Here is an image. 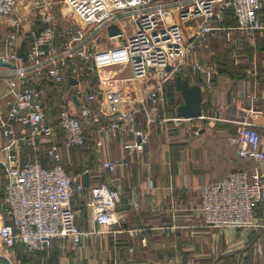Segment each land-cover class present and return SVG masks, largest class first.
I'll return each instance as SVG.
<instances>
[{
	"label": "built area",
	"instance_id": "1",
	"mask_svg": "<svg viewBox=\"0 0 264 264\" xmlns=\"http://www.w3.org/2000/svg\"><path fill=\"white\" fill-rule=\"evenodd\" d=\"M57 3H61L58 9ZM173 8L181 23L193 25L189 37L181 23L166 24ZM227 13L235 18L234 27L214 24ZM58 14L70 24L60 26ZM263 15V0H0V32L3 24L8 27L0 33V59L14 64L0 106V140L6 149V184L0 199L6 221L0 224V242L9 248L22 244L36 255L57 238L67 237L78 245L90 233L100 231L96 226L118 221L119 188L102 182L90 189L94 226L84 230L76 224L72 198L83 191L80 178L91 170L83 167L69 172L61 163V149L84 144L85 124H93L98 137H130L127 147H140L146 136L136 127L139 113L148 125L161 127L166 138L179 132L200 136L201 120L235 124L237 154L251 159L253 169L238 168L201 185L200 211L207 226L220 230L264 226L256 214L264 210V146L257 130L264 124L254 119L256 109L221 114L218 106L213 114L201 111L197 118L182 117L173 110L164 87L175 71L182 75L189 66L200 76L201 88L215 96L214 69L195 58L197 51L219 30H226L227 35L231 29L262 31ZM112 24L119 34L108 35ZM23 33L28 45L22 52L19 38ZM101 35L118 41L98 47ZM112 65L128 66L131 93L118 86H92L90 76ZM69 77L76 82L65 85ZM67 85L71 90L66 93ZM50 96L61 102L59 113L49 122L46 102ZM40 142L48 143L47 165L36 156ZM25 149L29 152L22 160ZM116 165L103 160L99 167L112 171Z\"/></svg>",
	"mask_w": 264,
	"mask_h": 264
},
{
	"label": "crops",
	"instance_id": "2",
	"mask_svg": "<svg viewBox=\"0 0 264 264\" xmlns=\"http://www.w3.org/2000/svg\"><path fill=\"white\" fill-rule=\"evenodd\" d=\"M27 17L26 25H29L31 19ZM226 17L225 14L224 19ZM223 20L214 24L219 27L235 26L230 16L226 20L229 23ZM169 22L181 23L174 8L166 24ZM181 25L185 36L189 37L193 25ZM1 27L0 33L8 30L4 24ZM58 38V42H61V38ZM19 43L23 52L28 45L26 33L20 35ZM195 58L211 66L215 72V96H210L201 88L203 113L213 114L218 106L221 114L234 110L242 114V110L249 113V110L256 109L254 119L264 124V29L255 32L231 29L229 35L226 30H219L200 46ZM123 67L128 69V66ZM10 68L0 64V106L4 105L7 96L6 78ZM220 68L234 70V76L220 73ZM241 69L244 73L242 76L238 75ZM182 75L190 84L201 86L200 76L191 67L188 66ZM128 77L105 79L100 71L90 76V82L92 86L100 85L104 89L118 86L123 92L131 93ZM170 82L174 85V79ZM170 88L176 107L183 100L174 86ZM65 89L71 90L68 85ZM50 100L58 103L57 112L53 114L55 118L61 100L53 96L47 99ZM137 118L136 127L143 130L146 136L140 147L129 149L127 144L131 141L130 137L101 138L92 129H87L88 140L84 146L61 149V163L69 172L83 167L91 170L80 178L83 191L72 198L77 210L76 224L84 230L94 226L89 204L90 189L102 182L119 188L120 201L115 209L121 218L112 225L96 226L100 231L90 233L78 245H73L67 237L57 238L48 249L33 254L32 260L22 263L264 264V226L220 230L207 226L200 211V186L220 179L237 163H247L236 161L237 134L223 132L227 129L226 124L232 123L201 120L198 122L204 129L200 136L191 137L179 132L166 138L162 135L161 127L145 122L142 113ZM261 127L264 146V125ZM209 130H213V133H208ZM47 146L48 143L40 142L36 153L43 165L49 163L45 155ZM28 152L27 149L23 150L22 160H25ZM5 156L6 149L1 139L0 199L6 184ZM103 160L116 162L115 169L100 168ZM257 218L264 224V210L258 211ZM5 221L6 208L0 206V224ZM16 257L20 261V257Z\"/></svg>",
	"mask_w": 264,
	"mask_h": 264
},
{
	"label": "water",
	"instance_id": "3",
	"mask_svg": "<svg viewBox=\"0 0 264 264\" xmlns=\"http://www.w3.org/2000/svg\"><path fill=\"white\" fill-rule=\"evenodd\" d=\"M107 33L110 36H114L120 33L118 27L114 24L109 25L107 28ZM18 55V52H17ZM1 65H6L9 67H14L12 63L2 62ZM167 71H171L170 66H166ZM174 87L180 93L183 102L179 104L175 112L177 115L187 118H197L201 115V102H202V92L201 86L199 84H190L189 80L182 76L179 71L173 73ZM69 83H75L76 80L72 77L68 79ZM39 89V86H36ZM141 141V137H137V142ZM0 264H11L9 259L0 253Z\"/></svg>",
	"mask_w": 264,
	"mask_h": 264
},
{
	"label": "rangeland",
	"instance_id": "4",
	"mask_svg": "<svg viewBox=\"0 0 264 264\" xmlns=\"http://www.w3.org/2000/svg\"><path fill=\"white\" fill-rule=\"evenodd\" d=\"M165 1L168 2V1H171V0H165ZM60 5H61V3H57L56 4V9H58ZM263 14H264V0H263ZM57 16L59 18L58 19V23H59L60 26H64L66 23L67 24H70V22L68 23L65 20V18L62 17V15L58 14ZM70 21L72 22L73 20L70 19ZM58 40H59V38H58ZM116 41H117V39H110V38H108L106 36H103V35H101L97 39L98 47H103V46L111 45L113 42H116ZM123 66L124 65H112V66H109V67L104 68L103 70H101V74L104 75V78H109L111 80H113V79H120L121 77L129 76L130 75V73L128 71L129 68L128 69L127 68L124 69ZM126 72H127V74H126ZM171 80H173V77H171V79H166L164 81V87H165V91L167 92V97L169 99V102H171V103L174 104L173 95H171L172 94V91H171V88H170V81ZM116 81H118V80H116ZM117 83H119V82H117ZM174 99H176V97ZM46 105L49 106L48 109L50 111H54L55 104H53V101L50 100V101L46 102ZM55 111L57 112V107H56V110ZM56 112L53 113V114H56ZM171 114H172V112H171ZM49 116H50V118H52L53 117L52 113H49ZM207 121L208 120H206V122ZM226 126H227V129L228 130L227 129H224L223 132L228 133V131H229L230 134L237 133V126L236 125L226 124ZM203 129H204V126L202 127V130ZM208 133L212 134L213 133V130L212 131L209 130ZM0 251L4 255L6 254L8 256V258L11 261V264H23L22 262H19L18 261V259L16 257L17 256V253L16 252L13 253L12 248L6 247L1 242H0Z\"/></svg>",
	"mask_w": 264,
	"mask_h": 264
},
{
	"label": "trees",
	"instance_id": "5",
	"mask_svg": "<svg viewBox=\"0 0 264 264\" xmlns=\"http://www.w3.org/2000/svg\"><path fill=\"white\" fill-rule=\"evenodd\" d=\"M227 15V17L228 16H230L231 18H233V20H234V22H235V18L231 15V13L229 14V13H227L226 14ZM227 17L223 20L224 21V23H229L228 21H226L227 20ZM243 69H245V68H243ZM243 69H241L240 71H239V74L238 75H244V73H243ZM220 73H223V74H225V75H229L230 77H233L234 76V74H233V71L234 70H232V69H230V68H227L226 70H223L222 68H220ZM236 71V70H235ZM170 86L171 87H173L174 85L172 84V82H170ZM66 91V93L68 92V90H65ZM53 104H55V109H54V111H50L49 109H47L46 110V117H47V121H51V120H53L54 118V116L52 117V118H50V116H49V113H52V115H53V113H55L56 111V107H58V103H57V101L55 102V101H53ZM173 104V103H172ZM173 106V110H175L176 109V107H174V104L172 105ZM85 126V125H84ZM93 124H87L85 127H84V136H85V142H84V144L83 145H80V146H77V147H82V146H84L86 143H87V140H88V135H87V129L88 130H90V129H92L93 130ZM262 127H257V130L260 132L262 129H261ZM237 134V133H236ZM235 158H236V161H241V162H244V161H247V163H244V164H242V163H237L236 165H235V167L234 168H231V169H229V170H227L226 171V173L227 172H229V171H232V170H235V169H238V168H247L248 170H252L253 169V166H254V163H253V161L251 160V159H248V158H243V157H240V156H238V154H237V146H236V150H235ZM259 210H261V209H258V211ZM256 214H258V212L256 213ZM12 249H14L15 250V252L17 253V256H19L20 257V262H27V261H30V260H32L31 259V256L33 255V254H31V253H28L27 252V250H26V248L22 245V244H19V243H17V244H15L13 247H12ZM44 251V250H43Z\"/></svg>",
	"mask_w": 264,
	"mask_h": 264
},
{
	"label": "bare ground",
	"instance_id": "6",
	"mask_svg": "<svg viewBox=\"0 0 264 264\" xmlns=\"http://www.w3.org/2000/svg\"><path fill=\"white\" fill-rule=\"evenodd\" d=\"M0 253L3 254L1 251H0ZM3 255H4V254H3ZM4 256L8 258V256H7L6 254H5ZM8 259H9V258H8ZM9 260H10V259H9Z\"/></svg>",
	"mask_w": 264,
	"mask_h": 264
}]
</instances>
